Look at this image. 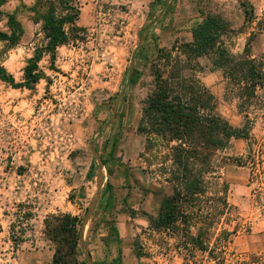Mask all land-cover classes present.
Returning <instances> with one entry per match:
<instances>
[{
    "label": "rangeland",
    "instance_id": "rangeland-1",
    "mask_svg": "<svg viewBox=\"0 0 264 264\" xmlns=\"http://www.w3.org/2000/svg\"><path fill=\"white\" fill-rule=\"evenodd\" d=\"M167 1L87 2L81 23L86 29L75 32L80 39L58 49L55 65L50 55L43 56L39 67L46 79L35 90L0 81V264H51L45 218L73 214L82 219L81 230L98 192L83 236L91 262L82 251L80 264H110L119 250L123 264H264V233H250V218L230 203L220 213L218 202L223 183L230 184L227 173L236 175L238 167L255 163L256 175L251 173L248 183H257L256 190L264 183V85L254 97L241 99L239 86L210 58L191 62L184 75L197 78L213 94L223 119L236 128L249 125L250 139L214 153L216 174L208 177L207 195L192 204L195 213L214 214L206 252L186 245L183 232L176 237L151 225L162 199L173 193L175 144L155 136L148 141L138 130L155 89L159 50L191 42L193 27L206 15L226 13L233 27L223 44L236 57H244L249 46L250 57L264 63V0L240 1L227 11L212 0ZM47 43L43 33L14 47L0 42V69L22 82L28 60ZM232 148L243 155H233ZM92 165L93 177L88 178ZM25 212L33 213L30 222L24 220ZM196 222L194 234L202 227ZM12 224L15 232L27 228L18 246ZM225 232H231L228 240Z\"/></svg>",
    "mask_w": 264,
    "mask_h": 264
},
{
    "label": "trees",
    "instance_id": "trees-1",
    "mask_svg": "<svg viewBox=\"0 0 264 264\" xmlns=\"http://www.w3.org/2000/svg\"><path fill=\"white\" fill-rule=\"evenodd\" d=\"M70 1L60 0L61 6L70 11L67 18L57 19L52 15L44 18L42 31L48 43L44 48L36 49L33 58L28 60L23 81L17 82L5 68L0 69V81L14 89L33 91L46 79L39 67L43 56L50 55L51 64L55 65L58 47L80 39L75 32L84 31L76 26L80 10L78 6H70ZM162 1L154 0L158 4ZM248 14L247 11L246 17ZM66 25H70L68 31ZM8 26L11 32L0 31V42L14 47L20 43L24 31L14 16H10ZM230 27L221 16L206 15L193 27L191 42L175 46L169 51L159 50L154 73L155 89L145 102L138 128L140 133L147 136L148 141V137L155 136L168 144H175L171 148L173 170L170 172L173 193L162 199L157 217L151 220L152 227L158 231L169 230L176 237L179 232H183L186 245L205 252L208 250L205 238L211 235L214 214L201 215L203 209L195 213L191 211L192 204L207 195L208 177L216 174L212 165L214 153L226 148L232 139L248 141L250 127L244 125L236 128L223 119L216 112L213 94L197 78L184 75V71L191 62L203 57L210 58L215 69L222 70L226 79L239 86L241 99L254 97L256 89L264 85V63L250 57L249 46L244 57H236L228 50L222 39ZM137 58L138 55L135 60ZM128 81H133V75H129ZM94 170L95 166L92 165L88 178L93 177ZM220 193L218 202L223 209L219 208V212L223 214L230 208L229 186L226 183H223ZM83 195L81 198H84ZM70 201L74 203L73 196ZM24 215L26 222H30L34 216L32 212H25ZM195 221L202 226L198 228L197 234L192 233ZM81 223L82 219L69 213L50 214L45 218L44 235L53 245L51 264H80L83 254L80 244ZM203 227H206L205 230ZM15 230L12 224V240L18 246L24 242L27 228L19 232ZM113 231L120 240L118 230L114 228ZM225 233L228 240L231 232ZM136 256L141 257L138 253ZM110 264H123L121 250L118 258Z\"/></svg>",
    "mask_w": 264,
    "mask_h": 264
},
{
    "label": "crops",
    "instance_id": "crops-1",
    "mask_svg": "<svg viewBox=\"0 0 264 264\" xmlns=\"http://www.w3.org/2000/svg\"><path fill=\"white\" fill-rule=\"evenodd\" d=\"M98 4L100 0H72L70 6H78L80 10L79 19L76 21V26L86 29L82 26V17L85 12L87 2ZM219 5L221 11H227V8L234 6L240 1L246 0H212ZM250 1V0H249ZM0 31L10 33L8 26L10 16H14L15 20L21 25L24 34L20 43L24 40L29 41L31 37L38 36L43 33L44 18L52 15L54 18H67L70 11L61 6L60 0H0ZM221 17L229 24L226 13H222ZM232 26V25H230ZM233 27V26H232ZM70 25H66L68 31ZM60 47H58L59 49ZM57 49V51H58ZM12 75V74H11ZM15 78V77H14ZM24 78V76H23ZM233 143H240V140H232ZM241 145V144H239ZM244 151H236L232 148L233 155H243ZM264 160V156L261 158ZM255 164V163H254ZM254 164H248L245 167H238L235 174L227 173L228 182L230 183V194L228 202L240 211L241 215L251 220V232L253 235L264 233V183L261 189L258 184L249 185L248 178L255 171ZM235 173V172H234ZM231 174V175H230ZM160 207V206H159ZM250 244V242H249ZM253 247L255 244H252ZM258 247V246H257Z\"/></svg>",
    "mask_w": 264,
    "mask_h": 264
},
{
    "label": "water",
    "instance_id": "water-1",
    "mask_svg": "<svg viewBox=\"0 0 264 264\" xmlns=\"http://www.w3.org/2000/svg\"><path fill=\"white\" fill-rule=\"evenodd\" d=\"M167 2L169 3L170 0H168ZM141 42H142V41H141ZM140 44H141V43H140ZM140 44H139V46H140ZM136 53H137V50H135V51L133 52V54H132L131 66H130V71H131V72H132L133 69H134V62H135ZM121 98H122V95L120 96L119 102H120ZM116 111H117V109L115 110V112H116ZM94 154L97 156V154H96L95 151H94ZM99 164H100V166L102 165L101 162H99ZM100 169H101V168H100ZM99 197H100V192H98L97 200L95 201V203H94V204L91 206V208L89 209L88 215H87V217L85 218V220L83 221L82 228H81V230H80V244H81V248H82V251H83V253L86 255L87 260H88L89 262H91V256H90V255L88 254V252H87V248H86V246H85V244H84L83 236H84V230H85L86 224L88 223V220H89L90 216L92 215V213H93V211H94V208H95V206H96V203H97Z\"/></svg>",
    "mask_w": 264,
    "mask_h": 264
},
{
    "label": "built area",
    "instance_id": "built-area-1",
    "mask_svg": "<svg viewBox=\"0 0 264 264\" xmlns=\"http://www.w3.org/2000/svg\"><path fill=\"white\" fill-rule=\"evenodd\" d=\"M254 174L256 175L255 171H254ZM251 180H252V179H251ZM254 180L256 181V179H253V182H254Z\"/></svg>",
    "mask_w": 264,
    "mask_h": 264
}]
</instances>
